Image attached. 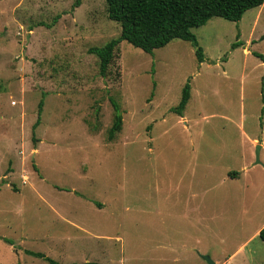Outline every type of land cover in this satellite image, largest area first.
<instances>
[{"label": "rangeland", "instance_id": "374dc122", "mask_svg": "<svg viewBox=\"0 0 264 264\" xmlns=\"http://www.w3.org/2000/svg\"><path fill=\"white\" fill-rule=\"evenodd\" d=\"M74 3L0 0V264H264V3L193 28L202 62L121 41L105 77L88 48L120 25Z\"/></svg>", "mask_w": 264, "mask_h": 264}, {"label": "trees", "instance_id": "16d2710c", "mask_svg": "<svg viewBox=\"0 0 264 264\" xmlns=\"http://www.w3.org/2000/svg\"><path fill=\"white\" fill-rule=\"evenodd\" d=\"M106 11L109 19L120 25V34L109 39L102 45L88 48L90 54L98 58L99 75H108V68L113 61L115 49L121 41H126L132 46L146 53H153L171 40L179 38L189 41L196 49L197 60L202 62L203 52L192 29L204 25L213 17H220L237 22L244 12L259 7L264 0H105ZM76 6L80 0H75ZM263 62V55L254 52ZM264 80V76L262 78ZM190 97L189 79L183 85L178 104L170 110L182 115ZM113 109L112 125L108 129V139L115 137L122 127V111L117 101L110 98ZM38 113L41 112L42 101L38 104ZM38 119L34 127L38 123ZM228 175L234 177L237 171H229ZM264 242V226L258 233ZM11 242L9 239H4ZM29 254L41 257L50 264H60L45 256L41 252L28 251ZM68 264H101L95 261L71 262Z\"/></svg>", "mask_w": 264, "mask_h": 264}, {"label": "crops", "instance_id": "0c3cea01", "mask_svg": "<svg viewBox=\"0 0 264 264\" xmlns=\"http://www.w3.org/2000/svg\"><path fill=\"white\" fill-rule=\"evenodd\" d=\"M190 98V97H189ZM182 115H184L183 113H182ZM182 115L180 116V118H182ZM253 141V143H255L256 142V139H253L252 140ZM263 148H264V146L261 144L260 145V150H259V153H261L262 152V150H263ZM218 153V156H216L215 158L216 159H222V160H225V161H227V159L230 157V155L229 154H227L226 152H225V149H218V151H217ZM206 165L208 166V167H212V168H217V167H213V166H210L211 164H210V162H206ZM248 164H245V165H243L242 167H244V166H247ZM254 165H256V163H254L253 161L251 162V166L253 167ZM220 167L222 168V170H225V172L222 174V178H226V176L227 177H229V178H238V177H241V176H244L245 175V171H241V170H233V169H231L230 168V164L229 163H222L221 165H220ZM229 171H237L238 172V175H236V176H234V177H230L229 175H228V172ZM226 174V175H225ZM168 264H172V263H176V260H177V257H175L174 255H170V256H168ZM122 262H120V264H121ZM215 264V263H214Z\"/></svg>", "mask_w": 264, "mask_h": 264}, {"label": "water", "instance_id": "95a60500", "mask_svg": "<svg viewBox=\"0 0 264 264\" xmlns=\"http://www.w3.org/2000/svg\"><path fill=\"white\" fill-rule=\"evenodd\" d=\"M259 150H260V145H256V151H255L256 159H255L254 163H260V160H259ZM203 258H204L209 264H214V262L211 261L210 258H209L207 255L203 256Z\"/></svg>", "mask_w": 264, "mask_h": 264}]
</instances>
